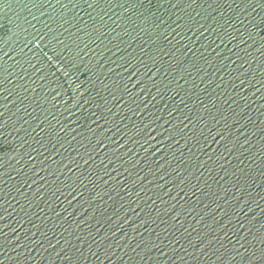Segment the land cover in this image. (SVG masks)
I'll use <instances>...</instances> for the list:
<instances>
[{"label": "water", "instance_id": "obj_1", "mask_svg": "<svg viewBox=\"0 0 264 264\" xmlns=\"http://www.w3.org/2000/svg\"><path fill=\"white\" fill-rule=\"evenodd\" d=\"M0 264H264V0H0Z\"/></svg>", "mask_w": 264, "mask_h": 264}]
</instances>
